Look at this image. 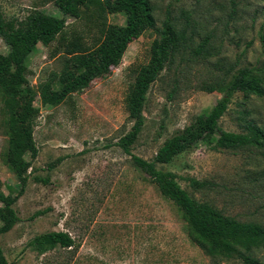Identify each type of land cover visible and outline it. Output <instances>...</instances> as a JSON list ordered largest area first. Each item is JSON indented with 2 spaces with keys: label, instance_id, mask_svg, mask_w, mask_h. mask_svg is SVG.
<instances>
[{
  "label": "rangeland",
  "instance_id": "obj_1",
  "mask_svg": "<svg viewBox=\"0 0 264 264\" xmlns=\"http://www.w3.org/2000/svg\"><path fill=\"white\" fill-rule=\"evenodd\" d=\"M73 2L84 10L83 2ZM150 3L156 27L167 8L175 15L182 8L196 9L195 15L202 19L201 34L213 32L214 54L204 61H183L176 69L163 66L151 84L143 111L145 124L130 148L131 154L147 161L175 130L190 124L221 97L219 92L200 89L201 84L212 81L230 64L237 70L264 61V0ZM30 5L31 0H0L7 18L22 17ZM43 9L61 15L52 3ZM108 20L122 25L125 15L111 13ZM226 20L230 23L227 32ZM156 37L153 29L143 32L129 43L121 62L111 67L109 74L93 80L65 102L44 106L36 97L39 114L34 139L38 154L34 158L29 153L23 156L28 180L14 204L20 221L0 236L9 264H212L190 239L182 211L159 193L117 145L131 127L124 103L129 72L150 62L149 50ZM53 47L38 44L32 51L26 65L31 71L26 74L31 86L51 69L60 68L59 59L49 56ZM6 48L0 38V53H6ZM163 58L166 64V55ZM23 93L20 90L18 96ZM242 112L264 128V98L240 94L233 96L219 120L220 127L241 132ZM6 118L0 92V188L6 194H16L17 179L1 160ZM166 168L196 199L239 220L264 225V148H213L201 141ZM46 178L49 180L44 183ZM50 231L68 232L74 247L62 249L35 240ZM257 256L264 263V249ZM220 263L243 264L239 258Z\"/></svg>",
  "mask_w": 264,
  "mask_h": 264
},
{
  "label": "trees",
  "instance_id": "obj_2",
  "mask_svg": "<svg viewBox=\"0 0 264 264\" xmlns=\"http://www.w3.org/2000/svg\"><path fill=\"white\" fill-rule=\"evenodd\" d=\"M79 1L85 7L82 11L73 0H31L29 9L20 18L5 17L0 7V38L7 46V52L0 53V92L7 116L6 145L1 160L11 168L19 186L16 194H6L0 188V236L20 221L14 204L23 194L28 180V164L23 156L29 153L34 158L38 154L34 139L39 114L34 105L36 97L44 106L65 102L72 94L86 89L93 80L109 74L111 67L121 62L129 43L153 29L157 37L150 46V62L132 67L129 72L131 81L124 103L131 127L119 138L117 145L131 156L133 165L149 177L159 193L182 211L190 239L211 258L212 264H221L220 261L231 258H239L243 264H264L257 256L264 249L262 223L239 220L207 201L196 199L180 186L175 173L166 168L201 141L213 148H264V128L253 119L245 118L243 112L239 119L241 132L225 131L219 124L235 94L244 98L251 95L264 98V61L258 66L237 70L230 64L212 81L201 84L200 89L219 92L221 97L190 124L175 130L155 151L154 158L147 161L131 154L130 148L145 124L143 111L151 84L163 66L170 70L183 61H204L211 57L214 54L213 32L201 34L202 19L195 15L198 11L194 8H182L176 15L167 8L156 27L150 0ZM49 3L56 6L61 15L43 9ZM111 13L124 14V24L110 23L108 15ZM69 18H72L71 23ZM229 24L226 20L224 31L227 32ZM195 37H198L196 41ZM38 44L54 45L49 56L59 59L60 68L51 69L33 87L27 79L26 74L31 71L26 65ZM20 90L24 93L18 96ZM171 96L169 93V98ZM34 180L39 181L36 177ZM48 180L42 179L44 183ZM35 240L62 249H71L75 244L65 231L43 233ZM0 264H9L1 246Z\"/></svg>",
  "mask_w": 264,
  "mask_h": 264
}]
</instances>
